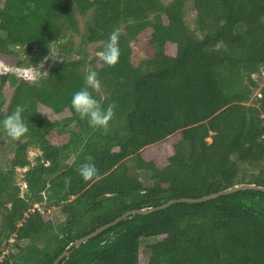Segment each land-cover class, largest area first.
Wrapping results in <instances>:
<instances>
[{
	"label": "trees",
	"instance_id": "1",
	"mask_svg": "<svg viewBox=\"0 0 264 264\" xmlns=\"http://www.w3.org/2000/svg\"><path fill=\"white\" fill-rule=\"evenodd\" d=\"M76 13L86 21L74 56L54 58L33 78L0 72V121L21 106L29 129L13 140L0 127L12 146L0 170V264H52L71 242L131 209L242 183L264 186V84L254 78L264 69V0H0V60L36 65L54 44L63 46L67 27L78 32ZM113 31L119 62L89 59L85 47L103 43L102 51ZM135 42L144 65L132 63ZM15 47L40 57L25 59ZM87 66L105 95L90 93L113 109L106 131L71 107ZM35 146L41 153L31 164ZM85 163L97 169L89 181L79 174ZM16 168H26L24 194ZM132 170L148 171L150 181ZM43 200L61 207L64 220L33 209ZM145 237L156 240L143 263ZM5 245L17 253H4ZM58 264H264V192L133 214Z\"/></svg>",
	"mask_w": 264,
	"mask_h": 264
},
{
	"label": "rangeland",
	"instance_id": "2",
	"mask_svg": "<svg viewBox=\"0 0 264 264\" xmlns=\"http://www.w3.org/2000/svg\"><path fill=\"white\" fill-rule=\"evenodd\" d=\"M165 2L169 0H164ZM194 11L189 9L188 14L185 18L186 23L188 24L190 29H193V22L192 19L194 17ZM76 19L78 22V32H75L72 28L67 27L66 28V33L64 37L61 39L60 43L63 44V46L59 47L58 43L54 44L52 47V51L48 54V56H45L44 58H41L38 56L39 54H36L34 57L32 55H28L25 52L24 47H15L16 50L19 51L22 57H25V59H37V56L40 57L38 58V62L36 65H32L29 68H17V67H11V65H6L0 60V72L1 71H9V72H16L17 74H20L21 76H26V77H37L40 73L42 74L44 71L46 72V67L50 65L51 61L54 60V58H61L64 60L65 58H69V56H74L76 50L78 49L80 45V39H81V34L84 30L85 27V21L86 19L81 16L79 13H76ZM103 43H94L90 44L85 47V52L86 56L91 59L92 57L99 55L101 52L100 47ZM68 46L69 49L67 51L63 50L62 47ZM133 47V54L131 57L132 63L134 65H144V61L146 58V53L140 43L135 42L132 43ZM90 66H87L85 69L86 74L90 72ZM40 74V75H41ZM254 78L256 79L258 86H261L264 84V69L259 73L254 75ZM96 92L100 95H105V92L103 90V87L100 86V89ZM258 92V91H256ZM255 92V93H256ZM208 141H210V138H208ZM11 152H12V146L10 144L9 138L1 135L0 136V170L2 169H7L9 166V160L11 157ZM40 150L38 147H30L28 150V158L31 161V164H35L36 157L40 155ZM242 169H244L247 173L249 172H257L258 169L256 168L255 165H246L243 164L241 165ZM26 168H16L15 173H14V182L19 185L20 187V193L24 194L26 192V182L24 180V175H25ZM132 173L135 174L143 183H148L150 181V173L145 170H132ZM37 206V208L35 207ZM33 207V209H38L41 212H47L48 214L51 215L52 219H54V222H59L64 220L65 215L62 211V208L59 206H49L45 200L42 202L36 203ZM12 240V239H11ZM156 240L155 237H145L141 238L139 240L140 242V247H139V257L143 263H146L148 260V245L153 243ZM22 245L25 244V242H20ZM4 253H7L8 251H12L13 253H17L18 249L13 248L10 245H5L4 247Z\"/></svg>",
	"mask_w": 264,
	"mask_h": 264
},
{
	"label": "clouds",
	"instance_id": "3",
	"mask_svg": "<svg viewBox=\"0 0 264 264\" xmlns=\"http://www.w3.org/2000/svg\"><path fill=\"white\" fill-rule=\"evenodd\" d=\"M120 58L119 33L113 31L109 37L106 47L99 53V59L107 66L114 67ZM100 81L95 71H90L85 76V87L73 94L71 98V107L80 116L81 119H87L88 124L93 128L108 129L109 122L113 118V109L103 108L101 103L90 93L89 88L93 90L100 89ZM24 109L17 106L16 110L0 121V127L13 140L25 137L29 129L22 118ZM79 174L85 181L92 180L97 175V169L92 163L82 164L79 168Z\"/></svg>",
	"mask_w": 264,
	"mask_h": 264
},
{
	"label": "water",
	"instance_id": "4",
	"mask_svg": "<svg viewBox=\"0 0 264 264\" xmlns=\"http://www.w3.org/2000/svg\"><path fill=\"white\" fill-rule=\"evenodd\" d=\"M247 189L259 190V191L264 192V186L257 185L254 183H242V184H238V185H235L233 187H229V188L222 189V190H219L216 192H212V193L200 196V197H179V198L171 199V200H169L165 203H162L160 205L151 206V207H143V208H135V209L125 211L123 214H121L120 216H118L114 220L97 227L92 232H90V233H88L82 237H79L76 240H74L73 242H71L56 257V259L52 262V264H58L63 258L67 257L72 252V250L79 247L82 243L87 242L89 239L95 237L96 235H98L102 231H104L107 228L117 224L121 220H123V219H125V218H127L133 214H146V213H150V212H155L157 210L165 209V208H167V207H169L175 203H180V202H187V203L203 202V201H207L210 199H214V198L221 196V195H224V194L234 193V192H237L239 190H247Z\"/></svg>",
	"mask_w": 264,
	"mask_h": 264
},
{
	"label": "built area",
	"instance_id": "5",
	"mask_svg": "<svg viewBox=\"0 0 264 264\" xmlns=\"http://www.w3.org/2000/svg\"><path fill=\"white\" fill-rule=\"evenodd\" d=\"M35 207L37 208V206L35 205Z\"/></svg>",
	"mask_w": 264,
	"mask_h": 264
}]
</instances>
